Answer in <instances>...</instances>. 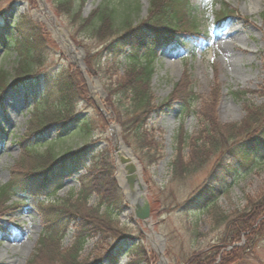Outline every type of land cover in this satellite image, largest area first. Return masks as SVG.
Segmentation results:
<instances>
[{
    "label": "rangeland",
    "instance_id": "374dc122",
    "mask_svg": "<svg viewBox=\"0 0 264 264\" xmlns=\"http://www.w3.org/2000/svg\"><path fill=\"white\" fill-rule=\"evenodd\" d=\"M43 1L76 50H82L86 74L75 65L73 53L63 48V42L53 32L54 24L39 0H0V18L12 24L19 17H28L50 40L45 52L47 58L43 61L45 70L53 72L69 66L76 72L92 108L85 104L90 109H84V102L74 112L80 118H95L99 121L98 127L103 129L101 137L95 135L87 142L93 143L96 150L109 148L116 166L118 159L116 161L114 131L111 128H117L121 142L138 161L145 197L150 205L152 231L163 239L160 241L153 237L147 228L133 220L131 205L123 198L126 208L112 217L111 233L89 240L79 253L77 262L103 264L101 257L113 243L112 237L123 234L125 237L116 243L125 246L130 241H141L150 259L146 264H160L158 252L167 260L166 264H184L187 257L205 255L213 246L219 249L214 264H264V215L257 217L252 234L250 230H245L238 237L231 238V228L226 227L264 195V157L247 166L248 160L243 163L238 160L239 153L225 159L208 155L200 171L185 175L180 180H172L171 174V162L178 151L183 162L189 160L194 140L203 129L204 122L200 123V118H212L222 127L235 126L241 132L248 127L245 123L248 110H253L258 113L257 123L250 125L254 130L249 135L252 136L264 125V0H190L196 30L193 28L196 32L194 47L184 46L190 37L184 31L192 29L186 28L188 23L184 21L183 28H178L171 42L154 52L149 85L152 103L143 126L144 143L135 139L133 127L125 128L128 120L117 117V114L127 110L128 104L127 101H118L115 94L118 90L112 88L116 86L114 82L126 78L124 59L120 58L116 63L106 55L101 56L102 65L107 62L116 68L112 82L92 66L95 60L92 57L96 53L92 47L104 44V40L110 42L122 32L108 31L97 38L100 41L86 38L88 33L77 30L69 16L58 13L49 0ZM102 1L85 0L79 8L80 19H88ZM135 1L139 8L132 13L131 21L143 23L148 16L150 0ZM223 11L230 16L217 26L216 17ZM206 36L209 38L205 39ZM4 49V46H0V70L11 72L16 65L17 53L10 51V54L2 57ZM95 81L99 82L103 94L93 89ZM88 84L96 92L99 102ZM182 91H191L195 96L193 107L197 116L181 113ZM232 92H245L246 95L237 97ZM32 104L21 87L6 88L0 95V187L11 180L12 174L22 170L19 164L22 157L24 164H27L25 161L28 157L19 142L31 131ZM41 138L33 139L32 146L39 152L52 147L59 156L74 151L84 142L72 130L54 143V126L49 127ZM118 152L128 159L119 149ZM224 165H235L236 174L226 178L227 185L216 199L217 209L209 213L184 206L199 189L223 176ZM121 170L125 172L123 167ZM84 175L85 172L78 173L67 179L55 193L49 190L40 200L47 199V204L48 200L66 198L74 193V198L86 199L87 208H98L103 212L105 204L101 203L95 186L86 183V188L82 187ZM120 179L124 180L123 175H120ZM114 180L118 187L115 176ZM5 198L0 202L1 207L5 208L0 213V264H27L41 238L40 211L32 204L33 197L22 189H16L13 195ZM225 216L226 223H218ZM70 228L60 243L61 250L68 248L73 241L75 229L73 226ZM128 262L129 259L125 257L120 261L121 264Z\"/></svg>",
    "mask_w": 264,
    "mask_h": 264
},
{
    "label": "trees",
    "instance_id": "16d2710c",
    "mask_svg": "<svg viewBox=\"0 0 264 264\" xmlns=\"http://www.w3.org/2000/svg\"><path fill=\"white\" fill-rule=\"evenodd\" d=\"M84 1L49 0L50 5L58 13L71 18L77 30L88 33L86 38L95 40L108 31L122 32V35L111 39L110 42L104 40V44L92 47L96 52L92 57L95 58L92 66L107 81L112 82L116 68L108 65L107 62L102 65L101 56L106 55L110 57V60L114 59L116 63L118 59H124L126 78L123 81L114 82L116 86L112 88L118 90L115 93L118 101H127L128 104L127 110L120 112V115L117 114V117L128 120L125 128L133 127L135 139L144 143L145 135L142 131L152 103L149 85L153 73L154 52L171 42L178 28H183L184 21L188 23L186 28H192L184 31L190 36L184 42V46L194 47L196 30L191 15L190 0H150L148 16L143 23L131 21L132 13L137 12L139 8L135 0L134 2L103 0L88 19L81 20L78 12ZM229 16L227 11L220 12L215 24L222 25ZM207 38L206 36L205 39ZM48 42L50 40L43 30L28 17H19L12 24L0 18V46L5 47L2 57L10 54V51L17 53L16 65L12 71L0 70V94L7 87H21L26 98H30L33 102L31 131L19 142L22 151L28 157L25 161L27 164H24L25 159L22 157L19 163L22 170L12 174L11 180L0 187V202L6 196L13 195L16 189H22L33 197L32 204L40 211L41 238L34 255L27 264H88L86 261L77 262L79 253L92 238L103 237L107 232L111 233L114 221L112 217L122 213L126 206L114 180V164L110 149L96 150L97 147L93 143L87 142L95 135L97 137L103 135V129L98 127L99 121L95 118H80L78 113L74 112L77 106L84 102V109L92 108L86 89L78 75L69 66L53 72L45 70L43 61L47 58L45 52ZM231 94L237 97L246 95L245 92ZM180 95L183 98L181 113L197 116L193 107L195 96L192 92L182 91ZM85 104L90 108H87ZM248 111L245 118L248 127L244 128L242 124L244 130L241 132L235 126L222 127L212 118L206 116L203 119L200 118L199 122L205 124L203 123V129L198 132L194 140L189 160L183 162L178 151L171 162L172 180H180L185 175L200 171L205 166L204 162L208 155L225 159L239 153L238 160L242 163L248 160L247 166L252 165L259 157H264V125L250 136L249 134H252L254 130L250 125L257 123L258 113L253 110ZM51 126L56 129L54 143L72 130L84 142L81 147L74 151H67L64 156H59L52 147L39 152L32 146V140L40 139ZM235 167V165H224L223 176L199 189L198 193L188 199L184 206L195 211H209V213L217 209L216 199L227 185L226 178L235 175ZM83 172L85 175L82 187L86 188V183L95 186L101 197V203L105 204L103 212H100L98 208H87L86 199L74 198V193L66 198L48 200L47 204H45L47 199L40 200V197L46 196L45 193L49 190L55 193L67 179ZM251 207L226 225L227 228H231L229 232L231 238L238 237L245 230H250V234L254 232L252 228L256 224L257 217L264 215V195ZM4 209L0 205V213ZM221 222L226 223V216L218 223ZM72 226L75 229L73 241L68 248L61 250L60 243ZM108 237L111 238V236ZM122 237L125 235L112 237L113 243H110L101 257L103 264H121L123 257L129 259L127 264H146L150 261L141 241H130L125 246H120L116 242H119ZM218 250L217 246H213L205 255L201 254L195 258L187 257L184 264H214ZM112 251L114 253H111Z\"/></svg>",
    "mask_w": 264,
    "mask_h": 264
},
{
    "label": "water",
    "instance_id": "95a60500",
    "mask_svg": "<svg viewBox=\"0 0 264 264\" xmlns=\"http://www.w3.org/2000/svg\"><path fill=\"white\" fill-rule=\"evenodd\" d=\"M39 1L40 5L43 6V8L48 12L49 15H51V12L48 10L45 2L43 0ZM51 19L52 22H54V18L51 17ZM117 146L118 143L116 141L114 146V154L116 156V161L118 159V165H116L115 178L118 181V187L120 188L125 201L131 205L133 219L140 221L142 225L150 231V234L152 236L162 241L163 239L155 234L151 228L150 206L145 197L144 183L141 182L139 178L140 169H136V167L132 163H130L129 159L121 157L118 152ZM128 150L130 149L128 148ZM121 167H123L125 172L121 170ZM120 175H123L124 180L120 179ZM158 255L161 263H166V259H164L163 255L160 252H158Z\"/></svg>",
    "mask_w": 264,
    "mask_h": 264
},
{
    "label": "bare ground",
    "instance_id": "6f19581e",
    "mask_svg": "<svg viewBox=\"0 0 264 264\" xmlns=\"http://www.w3.org/2000/svg\"><path fill=\"white\" fill-rule=\"evenodd\" d=\"M53 28H54L53 32L55 33V35H57L59 37V39L63 42L62 43L63 48L65 50L73 53L75 65H77L81 69V71H83L86 74V66L82 62V54H83L82 51L76 50V47L73 46V44L70 42V40L67 37V35L65 34V32L61 29V27L59 25H57V23L54 24ZM222 46H224V44ZM86 76H88V75H86ZM94 83H95V86L93 89H95V91H97L99 94H103V90H102L99 82L95 81ZM88 86H89L90 91H92V87H90L89 84H88ZM93 96L95 97V100L99 102V99L97 97L96 92H93ZM111 129H113V131H114L113 137H114L115 142L117 141V143H118V146H117L118 149L122 152V154H124V156H126L130 160V163L134 164L136 169H139L137 159L134 157L132 152L130 150H128V148L121 142L120 138L118 137V135H119L118 130H114L115 129L114 126ZM139 178L142 182L141 175ZM32 247H33V245L31 246V248Z\"/></svg>",
    "mask_w": 264,
    "mask_h": 264
}]
</instances>
